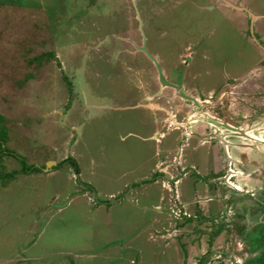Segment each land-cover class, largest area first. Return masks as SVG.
<instances>
[{
    "label": "rangeland",
    "instance_id": "obj_1",
    "mask_svg": "<svg viewBox=\"0 0 264 264\" xmlns=\"http://www.w3.org/2000/svg\"><path fill=\"white\" fill-rule=\"evenodd\" d=\"M143 48L166 83L211 98L199 110L223 122L236 113L240 126L260 115L264 0H0L6 148L39 169L26 176L12 156L0 161V264L241 261L234 227L224 222L212 236L213 211L203 207L195 221L169 216L164 203L155 212L165 193L155 187L125 197L144 174L162 179L186 125L174 120L193 113ZM160 117L168 122L154 127ZM48 161L57 168L40 171Z\"/></svg>",
    "mask_w": 264,
    "mask_h": 264
},
{
    "label": "crops",
    "instance_id": "obj_2",
    "mask_svg": "<svg viewBox=\"0 0 264 264\" xmlns=\"http://www.w3.org/2000/svg\"><path fill=\"white\" fill-rule=\"evenodd\" d=\"M253 87L259 93L258 82L257 84H253ZM257 103L258 105H262L264 101H260L259 103L258 100ZM252 117L251 126L238 125V127H236L237 129L234 128V126L230 129L229 127H224L223 129V126L216 125L217 127L215 129L210 130L209 135L205 132V126L198 124L200 123V121H198V123L194 124L192 127L191 133L187 138L188 143L196 145L201 152L197 160L192 163L186 161L184 166H172L163 169V171L165 170L164 172L171 173L170 178H166L165 181H150V178L146 177V174H144L143 177H139L138 185L129 192V201H131L132 197L140 199L141 197L145 198L148 192V190H146L147 188L155 187L161 191L163 188L169 189L172 184H176L175 189L181 190L178 199L185 204L191 201L195 196L199 198L218 196V201L215 206L211 204L204 206L207 211L211 210L215 214L216 211L220 209L222 200L228 199L230 193H228L229 195L227 193L224 195L220 194L221 191L219 186L217 184L213 185L214 183L211 181L214 180L213 177L218 176L220 172H224L223 170L225 169L227 160L230 162V165L235 168L237 174L239 173V175L236 176V184L245 188L247 191L264 189V117L262 118L260 115ZM213 118L215 117L213 116ZM200 140H202V142H200ZM222 147H224L223 150L221 149ZM155 155L159 154L156 153ZM209 156L211 159H209ZM156 166L155 168H159ZM187 166L191 169L193 167L195 176L199 178L198 180H193L190 176V181L186 183L183 182L188 175H191V172L186 171L181 175L178 174ZM176 175L179 177L174 179L176 183H173L171 180ZM146 179H148L149 182L141 184V182H144V180L146 181ZM124 186V189H126L127 186L125 184ZM144 186L146 187L144 188ZM190 186L193 187L192 190ZM119 193V191L110 193L107 199H116ZM96 199L97 197L94 198V201ZM133 201L134 205L136 202L135 200ZM161 203L166 204L168 207L174 204V202L172 203V201H170V197L166 199V196L160 192L156 204L151 207L149 206V208L153 207V209H155L154 211L159 213L162 208L160 206ZM243 207L244 206H242V208ZM226 208L229 209L230 205L227 204ZM246 210H249V208Z\"/></svg>",
    "mask_w": 264,
    "mask_h": 264
},
{
    "label": "flooded vegetation",
    "instance_id": "obj_3",
    "mask_svg": "<svg viewBox=\"0 0 264 264\" xmlns=\"http://www.w3.org/2000/svg\"><path fill=\"white\" fill-rule=\"evenodd\" d=\"M177 83H179V82H177ZM198 99L193 98V97H188V99H184V100L190 101V103L193 105L192 106L193 113L190 114L189 117L185 118L183 120L182 124L177 123V121L174 120V122H176L175 124H177L179 127L184 126L183 124H184V122H186V125L184 126L185 128L182 127V134L179 137L178 146H176V149H175V152H176V150L178 152V156L177 157L174 156V161L166 162L165 165L161 164L160 168L162 167V165L164 166L163 169L168 168V167H172V166H184L186 161L189 163H192L193 161L197 160L198 157L192 161L189 158V154L184 157V153H185L186 148H190L192 151H195V152H200L198 150V148L196 147V145H192V144L188 143V140H187V138L189 137V135L191 133L192 127L194 126V124L198 123V121H200V123H198V124L205 126V132L208 133V135L210 134L209 133L210 130H213L217 127L216 124L211 123V120H214L217 123L220 122L219 124H220V126H223L222 127L223 129H224V127L231 128L234 126V128H236V127H238V125L240 126V117H238V115H236V113L231 114L229 116H226L224 122L219 121V119L217 117L213 118L212 115H210L208 113L206 114L205 111L199 110L201 106H203V105L206 106V104H210L211 98H207L203 101H200ZM258 100H259V103H260V101H264V96L256 99V102L254 103L255 106L263 107L261 109H258L257 112L260 115L264 116V104L258 105V103H257ZM188 120H189V123H188ZM252 120H253V117H251V124H252ZM165 122H168V120L160 117L159 119H156L155 121L153 120V123H151V124L155 127V125H157V126H158V124L163 125V123H165ZM175 129L179 130V128H175ZM162 134L163 133L152 134V136H155V137L151 136L150 139L151 140L157 139L159 142H162L163 140L162 141L159 140L161 138L165 139V136L164 135L162 136ZM144 140L146 141L145 138L141 139V141H144ZM183 140L186 143L185 145H183L185 149L180 148V144ZM200 142H202V140H200ZM221 149L223 150L224 147H222ZM222 150H221V152H222ZM209 158H210V156H209ZM73 164H75V163L73 162ZM52 168H57V165L52 167ZM43 169H41L40 171H43ZM163 169H160V170H162V171H160L161 174H163V175H159L163 179V180L161 179V181H165L166 178H168V177L170 178V174H171L170 172H168V173L164 172ZM185 169H187V170H185ZM185 169H183L181 172H179L178 175H181V174L185 173L186 171H190V172L194 173L193 167L191 169V168H189V166H187V167H185ZM223 171L224 172H220V174L218 176L213 177L214 180H212L211 182L214 183L213 185L217 184L219 186L220 191H221L220 194L224 195L225 193H227V194L230 193V195L228 194L229 195L228 199L222 200L220 209L216 211L215 217L217 219L213 218V219H209V221H208L210 224L214 225L213 227L215 229H217V231H215V232L214 231H211V232L207 231V233H208V235H210V234H212V232H214L212 234V236H214V235L217 236V234L219 235L222 232L221 228H223L224 222H225V224H228L229 227H231V228L234 227L235 228V236H236V237H234V239H236V241L241 246V252H240L241 254H240V256H238L241 258V261L240 260L236 261L235 264H244L246 262V260L253 258L258 254V252L251 251L250 244L255 243L253 241V238L257 236L258 232H262L261 230H258L256 232V230H257L258 226H260L261 224L264 223V189H262V190L255 189V190L247 191L245 188H242L240 185L236 184V182H235L236 176H238L239 173L237 174L235 168H233L230 165V162L228 160L226 161V166H225V169ZM75 173H77V171ZM77 175H78V173H77ZM178 175H176L175 177L172 178L171 181L173 183H176L174 179L178 178L179 177ZM149 180H151V179H149ZM149 180L146 179V181L144 180V182H149ZM78 181H79L78 178H76L77 183H79ZM205 181H207V180H205ZM138 183H139V181L137 183L130 184L128 186V188L130 189L129 192L132 190V188L137 186ZM84 185H85V187L87 186V188L90 187L87 184H84ZM131 185H133V187ZM172 185L170 186L169 189L163 188L164 190L163 189L162 190H163V192H165L164 195L169 196L170 201H172V203L174 202V204L169 205V207L168 206L167 207L169 208V216L171 215L175 219H179L181 217L185 221H195V220H197L196 215L197 216H199V215L205 216V215L201 214V211H202L204 206H207L209 204H211L212 206H215V204L218 201V196L206 197V198H199L198 196H195L191 199V201H188L185 204V203L181 202L180 199H178V197H180L181 190L175 189L176 184L173 186ZM129 192L125 195V197H128L130 195ZM124 193H125V191H124ZM129 197H128V199H129ZM227 201H228V203H227ZM92 202L95 203L94 199L92 200ZM227 204L230 205L229 209L226 208ZM242 206H244V207L242 208ZM190 208L193 210H191ZM196 208H200V211H199L200 214H197L194 212ZM247 208H249V210H246ZM204 218H206V217H204ZM218 221H222L223 223L221 222V223H218V225H217ZM224 226H226V225H224ZM223 232L226 235V233L228 231L226 230ZM255 232H256V234H255V236H253V234ZM227 235H229V232ZM248 244H249V246H248ZM233 260H235V258H233ZM205 261H206V259H205ZM205 261L203 260L200 264H204Z\"/></svg>",
    "mask_w": 264,
    "mask_h": 264
},
{
    "label": "trees",
    "instance_id": "obj_4",
    "mask_svg": "<svg viewBox=\"0 0 264 264\" xmlns=\"http://www.w3.org/2000/svg\"><path fill=\"white\" fill-rule=\"evenodd\" d=\"M48 56L52 57L53 54H49ZM4 121H5L4 116L0 115V161L4 157L12 156L22 166L21 171L18 173H21L27 176L33 173L34 171H38L39 169L37 167H35L34 165H27L26 160L23 157L22 158L19 157L16 153L6 148L8 136H7V129L5 127ZM6 177L10 178V175ZM258 230H261L262 232H258L257 236L253 238V241L255 243L250 244L251 251L258 252V254L255 257L246 260L244 264H264V223L258 226L256 232ZM256 232L253 234V236H255Z\"/></svg>",
    "mask_w": 264,
    "mask_h": 264
},
{
    "label": "water",
    "instance_id": "obj_5",
    "mask_svg": "<svg viewBox=\"0 0 264 264\" xmlns=\"http://www.w3.org/2000/svg\"><path fill=\"white\" fill-rule=\"evenodd\" d=\"M229 5L233 6L232 4H229ZM211 8H212V7L208 8V9H211ZM143 52L147 55L148 58H150V59L155 63V65H156V69H157V71H158V75H159V78H160V82H161L163 85L167 86V87H170V88L175 89V91H176V95H177L178 97H180V98H182V99H188V97H187V96L182 92V90H180L177 86L170 85V84L166 83V82L162 79V75H161L162 73H161V71H160L158 65L156 64L155 60H154L152 57H150V55L147 53V51H146L145 48H143ZM209 121H210V120H209ZM211 123L216 124L217 126L220 125L219 123L215 122L214 120H211ZM229 129H230V128H229ZM54 166H56V163H55V162H53V161H48V162H46V164H45V166H44V169H43V172H46V171L50 170V169H51L52 167H54ZM110 203H116V200L112 199V200H110Z\"/></svg>",
    "mask_w": 264,
    "mask_h": 264
},
{
    "label": "bare ground",
    "instance_id": "obj_6",
    "mask_svg": "<svg viewBox=\"0 0 264 264\" xmlns=\"http://www.w3.org/2000/svg\"><path fill=\"white\" fill-rule=\"evenodd\" d=\"M218 123H220V122H218ZM222 124V123H221ZM223 125V124H222Z\"/></svg>",
    "mask_w": 264,
    "mask_h": 264
}]
</instances>
